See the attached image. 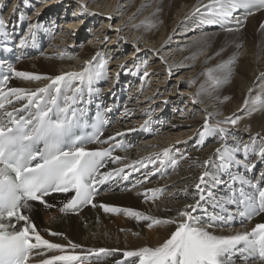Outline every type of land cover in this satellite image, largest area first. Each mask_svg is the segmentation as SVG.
Instances as JSON below:
<instances>
[{"label": "bare ground", "instance_id": "1", "mask_svg": "<svg viewBox=\"0 0 264 264\" xmlns=\"http://www.w3.org/2000/svg\"><path fill=\"white\" fill-rule=\"evenodd\" d=\"M9 1L11 2L8 3ZM212 2L213 0H13V2L0 0V16L5 20V29L14 41L12 47L14 58L18 59L14 65H10L7 60L2 62L7 69L12 70V76L8 85L5 86V91L11 87L34 91L50 83L47 79L23 80L14 75L15 71L48 77L85 70L99 72L100 76L91 83L98 91L96 98L107 104V109L120 107L118 114L110 118V125L104 129L99 139L107 141L108 137H115L117 132L122 135L106 143H92L85 147L88 149L117 148L111 157L119 156L122 159L113 163L111 157L108 158L106 168L101 171L121 168L126 164L133 165L136 161L141 162L135 164V170L132 167L125 168L124 175L127 179L122 176L116 177L100 185L101 192L95 197V207L88 205L79 211L62 212L61 209L67 199L73 194L55 193L45 197L47 204L52 205L51 208L45 205L42 209H35L38 203L29 202L32 207L23 210L30 216L45 239L69 246L70 254L79 255L81 261L78 264H117V262L138 264L135 258L123 257L121 249L130 251L141 247H157L176 227V225L161 224L149 229L146 227V222H138L135 218L121 213L117 226L120 225L130 232L116 238L112 233H100L95 229L105 212L97 205L108 204L109 198L117 199V203L121 206L139 210L146 215L178 220V213L186 210L187 205H194L199 198L195 193V184L199 175L206 170L203 167L205 160L210 161L207 170L214 173L215 179L222 181L218 185H212L211 178L209 180L208 187L217 198L222 196L227 198L226 191L229 189L230 175L243 177L254 183L261 181L260 174L264 173V161L256 162L257 158L251 156L250 159L256 162L252 172H246L239 163L231 169L230 175L220 172L217 169L219 160L216 154V149L221 147L222 143L219 136H206L202 142L198 136V133L203 130L206 118L210 125H215L217 121L239 116L241 119L235 129H231L230 125H220L231 129V135L226 141L228 145L241 143L251 145L252 137H256L257 134L264 137V77H262L264 74V28L260 27L264 24V11L254 13L247 18H241V11H239L231 19L218 17V23L208 24L206 21L209 13L205 6ZM7 3L10 4L9 8L3 12L2 9L8 6ZM81 5L85 7L82 8ZM197 9L200 11L197 12ZM32 10L34 12H30ZM214 10H218V5ZM117 12H121L119 17ZM109 16L112 19H107ZM259 18L260 23H257ZM116 19L118 22L112 25ZM237 19L243 21V24L246 23L247 27L242 39L236 40L233 46H229L234 53L227 62L230 65L235 62L237 65L238 61L239 67H235L236 74L233 82L222 86L209 81V76L212 75V71L208 70L211 58L204 52L211 47L207 42L198 47L191 45L176 47L175 44H189L196 39L204 40L205 36L209 35L208 31H212L211 35L215 31L221 32L223 24L233 23ZM96 24L97 28L93 29L90 37L87 32ZM32 25L37 27L32 28ZM109 25L112 29L122 31L117 33L110 30ZM140 25L144 26L138 28ZM80 28L83 31H80ZM52 32H55L53 41L43 52L34 54L25 50V44L33 36H39L46 42L48 35ZM21 34L23 36L19 37L18 35ZM233 34L235 33L231 35ZM256 34L262 38H255ZM174 35L181 37L179 40H172ZM211 35L207 36V40ZM108 36L114 38L110 44H106L110 48L109 51L104 47L105 43L102 45L105 37ZM67 37L70 38L67 40ZM87 38H91L90 42L93 41L97 47L86 46ZM22 39L25 40L23 48L19 44ZM240 41H246L242 50L239 47ZM114 44L117 45L115 48ZM257 44L258 48H256ZM137 47L140 49L138 52L135 50ZM111 48L115 49V55H120L119 58L113 56L114 63L110 59ZM69 50L77 51L76 56H70ZM101 50L107 51L103 53ZM64 52L67 53L64 55L66 58H63ZM147 54L153 63L150 70L146 67L150 65V62L141 60L146 58ZM135 56L137 57L134 60ZM94 57H96L95 60ZM120 58L121 60L118 61ZM130 58L134 63L127 65L125 62ZM86 61L94 62L88 65ZM115 70L118 71L115 72ZM145 72L149 74L147 77L144 75ZM226 74L231 79L232 71ZM226 78L228 80V77ZM188 80L189 84H193L192 86H187ZM87 85V79L74 83V87L78 86L81 89L82 99L88 98L85 93ZM4 102L6 109L0 110V114H3V111L12 110V106H9L6 100ZM22 103L26 101L15 103V107L20 108ZM144 124H150L155 134H142ZM255 144H260L259 138L255 140ZM127 145H130L129 148ZM164 149H169L168 156L164 155ZM182 154H187L188 158L179 160ZM156 157L164 161L167 159L169 163L175 158L179 160V163L175 167L170 163L171 170L169 175H166L164 166L160 165L157 159L155 167H159L160 171L151 175L154 165L149 161ZM238 159L242 160L243 157ZM145 176L149 177L150 182H145ZM134 178H136L135 181L131 182ZM236 187H239L238 183ZM262 187H264V181ZM248 188L245 185V190ZM123 189L125 191H122ZM146 189L162 191L157 199L145 200ZM148 196L151 197L152 193H148ZM224 206L236 214L234 207L229 204ZM217 208L214 201L206 197L200 201V207L193 212V215L207 224L205 214L215 215ZM43 217L46 220L44 226L47 227L42 225ZM83 218L88 224L82 222ZM261 222H264V213L236 226L217 225L211 231L221 236L250 233L251 229ZM50 231L65 232L66 236L65 238L61 235L52 236ZM70 241L80 247L72 250ZM113 241L117 242L115 243L117 246L112 245ZM150 242L154 244L150 246ZM99 249L109 251L101 253ZM59 254L65 253L49 252L36 259H45ZM235 264H264V261L245 260L243 256H237Z\"/></svg>", "mask_w": 264, "mask_h": 264}, {"label": "snow or ice", "instance_id": "2", "mask_svg": "<svg viewBox=\"0 0 264 264\" xmlns=\"http://www.w3.org/2000/svg\"><path fill=\"white\" fill-rule=\"evenodd\" d=\"M257 3L264 5V0H213L212 4L205 6L209 13L206 22L216 24L219 22L218 17L231 16L238 6ZM217 5L218 10H214ZM81 7L85 6L81 5ZM199 11L197 9V12ZM107 19L112 17L109 16ZM237 24L242 26L243 22L237 21ZM35 27L37 25H32V28ZM260 27L264 28V24ZM5 28L6 22L0 16V36L7 35ZM109 29L117 33L122 31L112 29L111 25ZM29 31L31 32V29ZM108 39L109 37H105V41ZM19 44L23 47L25 40H20ZM135 50L138 52L140 49L137 47ZM93 62L85 63L91 65ZM14 75L27 81L47 79L50 83L34 91L21 87H11L5 91V87L0 86V110L6 109L5 100L9 106H12L11 111H3V114H0V264H78L81 261L79 255L70 254L69 246L45 239L30 216L23 210L32 207L29 202H38L51 208L52 205L47 204L45 197L55 193L73 194L67 199L61 209L62 212L78 210L85 205L95 207L94 200L99 195L100 185L116 177L122 176L127 179L124 175L125 168L132 167L135 170V164L141 162L136 161L133 165L126 164L121 168L101 171L106 168L107 160L111 157L110 150L88 149L85 145L106 143L122 134L117 132L115 137L110 136L107 141L99 139L103 134L99 129L92 136L75 135L74 130L83 123L84 114H78V110L74 107L79 99L78 93L81 91L78 86L74 87V83L87 79L91 85L92 81L100 76L99 72L85 70L48 77L15 71ZM144 75L147 77L149 74L145 72ZM7 80L8 77H4L5 85ZM222 82H226V78L224 81H216L217 84ZM25 101L26 103H22L20 108L15 107V103ZM107 111H111V108ZM240 119L239 116H232L223 121H217L215 125H210L206 118L203 130L198 133L201 142L206 136H219L222 143L221 147L216 149L219 160L217 169L229 175L231 169L238 163L246 172H252L256 162L264 161V137H260L259 134L252 137L251 145L248 143L227 144L231 129L236 128ZM222 124L230 125L231 129L220 126ZM257 138L260 139L259 145L255 144ZM168 154L169 149H164V155L168 156ZM251 156H255L257 161L253 162L250 159ZM238 157L243 159L239 160ZM187 158V154H182L179 160ZM111 159L115 163L122 158L116 156ZM157 159L159 157L149 161L154 165L151 175L160 171L159 167H155ZM179 160L174 158L170 163L175 167ZM164 163L163 159H159L160 165ZM209 163L208 160L204 161L203 167L206 170L199 175L195 184V193L199 198L194 205H187L186 210L178 213V220L157 218L130 207L104 203L99 205L106 213H123L135 218L138 222H146V227L149 229L161 224L176 225L170 236L159 246L125 251L122 253L123 257L135 258L138 264H235L237 256H242L245 252L258 251L259 258L264 261V222L257 223L250 233L221 236L214 234L211 229L217 226V221L224 220V217H210L205 224L193 215V212L200 207V201L206 197L213 200L218 208H222L225 204L244 205L246 211L239 214L246 215L248 219H251L253 215L264 213V187H258L256 183L243 177L230 175L233 183L229 185L227 198L223 196L217 198L208 187L209 180L211 178L212 185H218L222 181L215 179L214 173L207 170ZM143 166L146 167V165ZM260 179L264 181V173L260 174ZM145 182H150L148 176H145ZM237 183L239 187H236ZM245 185L257 189L258 205L256 198L245 191ZM161 191L146 189L145 200L157 199ZM148 193H152V196L149 197ZM50 235L61 234L50 231ZM69 245L72 250L80 247L71 241ZM98 251L108 253L109 250L99 249ZM49 252L65 254L36 259Z\"/></svg>", "mask_w": 264, "mask_h": 264}, {"label": "rangeland", "instance_id": "3", "mask_svg": "<svg viewBox=\"0 0 264 264\" xmlns=\"http://www.w3.org/2000/svg\"><path fill=\"white\" fill-rule=\"evenodd\" d=\"M11 1H9L8 3H10ZM12 2H13V0H12ZM7 3V4H8ZM9 5L10 4H8V6H6V7H3V9H2V11L3 12H6L7 10H8V8H9ZM148 9V8H147ZM151 9V8H150ZM149 10V9H148ZM150 11V10H149ZM30 12H34V10H32V11H30ZM84 12V11H83ZM85 13V12H84ZM134 14V13H133ZM117 15H118V17H119V15H121V12H117ZM116 22H118V19H116V20H114V22L112 23V25H114V23H116ZM141 23V22H140ZM257 23H260V18H259V20H258V22ZM130 24V23H129ZM139 24V23H138ZM89 26L91 27V22H90V24H89ZM142 26H144V25H140V26H138V28H140V27H142ZM122 27H124V26H122ZM245 27H247V24L245 23V24H243L242 26H240L239 28H237V29H233V30H228V29H221L220 31L221 32H223V33H221V32H219V31H215L214 33H212L213 35H211L210 34V32H212V31H208V33L207 34H209V35H211V37H210V39H208L207 40V36H209V35H207V36H205V38H204V40H194V41H191L189 44H182V45H178V43H176L175 44V46L176 47H179V46H181V47H184V46H188V45H191V46H200L201 44H203V43H206L207 42V44L208 45H210V47H211V49L210 50H206L204 53H205V55L206 56H208V57H210L211 59H210V63H209V69L208 70H211L212 71V75H211V77L209 76V81H213V82H215L216 83V81L217 80H220V81H224L225 80V78L226 77H228V80H227V78H226V82H222V83H220L219 85H222V86H227V85H230L232 82H233V80H234V78H235V74H236V71H235V67H239V63H238V61H237V65H235V62H232V64L230 65V63H228L227 62V59L228 58H230V56H232L233 55V50L229 47V46H233L234 44H235V41L236 40H241L242 39V36H244L243 35V33L245 32ZM95 28H97V24L93 27L92 26V28H91V30L90 31H88L87 33L89 34V36L91 37V35L93 34V29H95ZM243 28H244V30H243ZM242 29V30H241ZM241 30V31H240ZM79 31V30H78ZM80 31H83V29H81L80 28ZM251 31H253V30H251ZM57 32V31H56ZM125 32V31H124ZM225 33V34H224ZM232 33H235V34H233V35H231ZM251 33V32H250ZM249 33V34H250ZM54 34H55V32H52L50 35H49V37L46 39L47 41L46 42H44V48L42 49V52L46 49V46L47 45H49V44H51V42L53 41V36H54ZM67 34H69V33H67ZM177 34V33H176ZM248 34V35H249ZM195 35H197V33H195ZM252 35V36H251ZM250 36L251 37H253V34H251ZM110 39L108 40V41H104L103 42V44L102 45H104V43H105V45H104V47L105 48H107V50L109 51V49L110 48H108V46L106 45V44H110V42H112L113 40H114V38H112V37H110V36H108ZM181 36H179V35H174L173 37H172V40H179V38H180ZM255 38H262V36H257V34H256V36H254ZM70 37H67L66 39L68 40ZM88 39V40H87ZM86 39V46H91V47H97V45H94L93 44V41H91L90 42V39L91 38H87ZM82 40V39H81ZM83 41V40H82ZM97 42H99V41H97ZM175 42H177V41H175ZM83 43H84V41H83ZM83 43L81 44V46L83 45ZM92 43V44H91ZM245 43H246V41H240V45H239V47H240V49L242 50L243 49V47L245 46ZM220 44V45H219ZM85 46V47H86ZM101 46V45H100ZM117 45H115L114 44V48L116 47ZM263 46H264V43H263ZM227 47H229V48H227ZM104 48V49H105ZM114 48H111L112 50H111V52H112V54H110V59L112 60V62L114 63L115 62V58H113V56H115L116 58H119V56L120 55H115V49ZM256 48H258V44H257V46H256ZM84 49V48H83ZM86 49V48H85ZM84 49V50H85ZM227 49L229 50V51H227ZM231 49V50H230ZM83 50V51H84ZM107 50H104V52H106ZM125 50V49H124ZM212 50H213V52H212ZM102 51V50H101ZM219 51V52H218ZM70 52V53H69ZM103 52V51H102ZM103 52V53H104ZM225 52V53H224ZM68 53L69 54H71L70 56H72V57H74V56H76V54H77V51H71V50H69L68 51ZM124 53H126V54H128V52H124ZM67 53L66 52H64V54H63V58H66V56L64 57V55H66ZM74 55V56H73ZM219 55H221V56H219ZM227 55V56H226ZM212 56V57H211ZM137 56H135L133 59L135 60V58H136ZM109 58V57H108ZM121 60V58L120 59H118V61H120ZM130 60V61H129ZM137 60H140V59H137ZM141 60H147V62L149 61L150 62V65H147L146 67H147V69L149 68V70L152 68L151 66L153 65V63L151 62L152 61V59L150 58V56H149V54H147V56H146V58H142ZM125 62V61H124ZM125 63H127V65H129V64H133L134 63V61L133 60H131V58L130 59H128V61L127 62H125ZM228 65H229V67H228ZM150 66V67H149ZM116 71H118V70H115V72ZM232 71V77H231V79L229 78V75L228 74H226V72H231ZM114 72V73H115ZM149 72V71H148ZM188 82V85L187 86H192L193 84L191 83V84H189L190 83V81L188 80L187 81ZM225 83V84H224ZM164 130V129H163ZM129 146L130 145H127V148H129ZM135 179L136 178H134L131 182H133V181H135ZM122 191H125L124 189L122 190ZM101 192V191H100ZM72 194V193H71ZM70 194V195H71ZM111 199V200H110ZM113 198H109L107 201H109L108 202V204H110V205H116V206H121L120 204H118L117 202H118V200L117 199H113ZM38 203V202H37ZM63 203V201L61 200V204ZM45 205H41L40 203H38L37 204V206H35V209H42L43 207H44ZM97 207H99V204L97 205ZM121 207H123V206H121ZM44 211V210H43ZM102 211H103V209H102ZM104 212V211H103ZM111 214V213H110ZM109 213H104V216H103V219H101L100 221H102V223L100 222V221H98V224L100 225H98L97 224V226L99 227H97L96 226V229L95 230H97L98 232H100V233H104V234H106L107 232L108 233H112V235H114V238H116V237H121V236H124L123 234H125V233H128V232H130V231H126V229H124V227H121L120 225L119 226H117V222H118V220H119V218H121V213H119V214H114V213H112L111 215H110ZM107 217V218H106ZM48 219V218H47ZM46 220H45V217H43V222H42V225H43V227H47V226H44V222H45ZM82 222L84 223V224H88L87 222H86V219L85 218H83L82 219ZM113 222V223H112ZM105 224V225H104ZM85 226V225H84ZM98 228V229H97ZM58 232H60V231H58ZM61 233V237L62 238H65V236H66V233L65 232H60ZM115 243H117L116 241H113V243H112V245H114V246H117ZM151 244H154L153 242H150V246H151ZM121 251L122 252H125V250H122L121 249Z\"/></svg>", "mask_w": 264, "mask_h": 264}]
</instances>
